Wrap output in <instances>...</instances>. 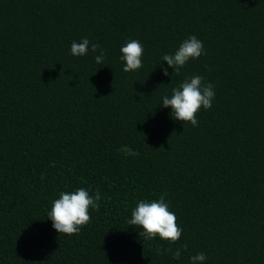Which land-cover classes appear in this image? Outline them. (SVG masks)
I'll return each instance as SVG.
<instances>
[{
  "label": "trees",
  "instance_id": "trees-1",
  "mask_svg": "<svg viewBox=\"0 0 264 264\" xmlns=\"http://www.w3.org/2000/svg\"><path fill=\"white\" fill-rule=\"evenodd\" d=\"M191 35L207 55L165 77L162 55ZM83 37L104 64L69 54ZM130 39L137 72L119 60ZM194 74L216 88L195 127L159 107ZM80 187L100 206L60 235L51 201ZM161 194L184 229L179 262L127 223ZM200 251L264 264V0H0V264H189Z\"/></svg>",
  "mask_w": 264,
  "mask_h": 264
},
{
  "label": "clouds",
  "instance_id": "clouds-1",
  "mask_svg": "<svg viewBox=\"0 0 264 264\" xmlns=\"http://www.w3.org/2000/svg\"><path fill=\"white\" fill-rule=\"evenodd\" d=\"M91 52L96 64L101 65L107 59V50L100 43H93L87 37L73 40L69 54L76 58L85 57ZM144 46L138 39H130L122 43L119 60L124 72H137L143 67ZM207 55L204 43L196 35L184 39L179 46L170 53L162 55L159 67L165 77L172 80L191 61L199 60ZM172 71H169V70ZM216 98V88L205 77L194 74L186 77L178 85L160 98L159 107L169 110L170 117L176 122L190 123L198 126V113L213 108ZM102 194L99 189L93 194L84 187L65 190L58 198L51 201L47 211V220L51 221L53 229L60 235L71 236L77 234L91 219L90 210L100 206ZM127 223L134 228L142 241L161 240L169 245L163 253H169L173 260L181 261L183 253L188 250L186 243L177 245L181 240L184 229L177 223V215L172 210L166 194L158 199H140L131 209V216ZM209 257L200 251L189 256V264H207Z\"/></svg>",
  "mask_w": 264,
  "mask_h": 264
}]
</instances>
